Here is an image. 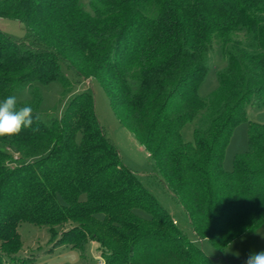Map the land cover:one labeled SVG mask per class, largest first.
Instances as JSON below:
<instances>
[{
  "label": "trees",
  "instance_id": "1",
  "mask_svg": "<svg viewBox=\"0 0 264 264\" xmlns=\"http://www.w3.org/2000/svg\"><path fill=\"white\" fill-rule=\"evenodd\" d=\"M0 17L26 31H0V100L33 108L31 127L0 137V264L26 263L21 223L45 227L50 250L92 242L105 264H212L122 164L90 91L40 120L38 85L70 90L61 64L98 83L194 240L220 249L264 225V120L222 169L246 109L264 110V0H0Z\"/></svg>",
  "mask_w": 264,
  "mask_h": 264
},
{
  "label": "rangeland",
  "instance_id": "2",
  "mask_svg": "<svg viewBox=\"0 0 264 264\" xmlns=\"http://www.w3.org/2000/svg\"><path fill=\"white\" fill-rule=\"evenodd\" d=\"M0 31L13 40H21L25 37L24 27L14 19L0 17ZM212 62L216 66L221 63L216 51L212 52ZM60 70L70 84L68 93H63V88L58 82L47 85H38L41 93V103L38 109L41 121L51 117L59 118L62 115L64 105L68 98L82 91H90L93 98V110L98 124L104 130L106 136L115 146L122 164L131 170L138 182L154 198L157 204L168 214L172 221L176 222L177 228L197 246L201 252L211 260L212 264H244L251 251L264 250V225L259 229L234 238L223 248L212 246L206 239L194 240L188 227L187 219L181 208L173 202L170 196L160 185L155 176L157 170L152 160L147 156L143 148L133 136L118 123L108 103V99L96 81H77L72 73L64 65ZM208 81V84L206 83ZM201 88L204 93L214 86L213 75L209 74ZM27 97V92L24 93ZM264 120V110L254 111L246 109L245 119L238 123L231 132L229 141L224 150L222 169L229 172L232 167V159L235 154L247 150V123L261 122ZM189 132V129L187 133ZM189 138V134L186 135ZM137 214L146 217L141 211ZM17 232L21 241V248L17 257L27 260L25 264H92L91 253H88V244L97 251L94 243L88 242L85 250L80 252L68 248L58 247L50 250L49 234L45 227H36L27 223H21ZM239 254L238 256L236 254ZM93 256V255H92Z\"/></svg>",
  "mask_w": 264,
  "mask_h": 264
},
{
  "label": "clouds",
  "instance_id": "3",
  "mask_svg": "<svg viewBox=\"0 0 264 264\" xmlns=\"http://www.w3.org/2000/svg\"><path fill=\"white\" fill-rule=\"evenodd\" d=\"M32 113L33 108L30 105L18 107L15 96L0 100V137L16 135L22 129L31 127ZM244 264H264V250L251 251Z\"/></svg>",
  "mask_w": 264,
  "mask_h": 264
},
{
  "label": "crops",
  "instance_id": "4",
  "mask_svg": "<svg viewBox=\"0 0 264 264\" xmlns=\"http://www.w3.org/2000/svg\"><path fill=\"white\" fill-rule=\"evenodd\" d=\"M84 250H85V248H84ZM83 250V251H84ZM87 252L88 253H91V261L90 262H92V264H94L95 263V259L99 256L98 255V252L94 249V247L93 246H91V245H89L88 244V248H87ZM93 255V256H92Z\"/></svg>",
  "mask_w": 264,
  "mask_h": 264
},
{
  "label": "built area",
  "instance_id": "5",
  "mask_svg": "<svg viewBox=\"0 0 264 264\" xmlns=\"http://www.w3.org/2000/svg\"><path fill=\"white\" fill-rule=\"evenodd\" d=\"M174 224V222H173ZM94 264H105L104 260L98 256L96 259H95V263Z\"/></svg>",
  "mask_w": 264,
  "mask_h": 264
}]
</instances>
